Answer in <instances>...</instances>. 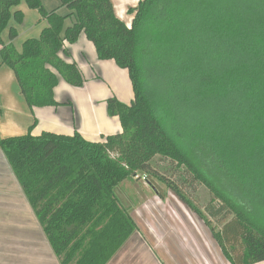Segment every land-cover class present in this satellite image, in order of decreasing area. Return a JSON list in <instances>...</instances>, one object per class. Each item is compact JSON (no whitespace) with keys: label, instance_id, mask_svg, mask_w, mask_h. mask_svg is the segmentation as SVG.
<instances>
[{"label":"trees","instance_id":"1","mask_svg":"<svg viewBox=\"0 0 264 264\" xmlns=\"http://www.w3.org/2000/svg\"><path fill=\"white\" fill-rule=\"evenodd\" d=\"M70 12L46 11L41 0H0V59L15 77L28 107H57L60 80L82 88L75 62H66L83 34L99 61L125 70L133 99L106 100L121 132L102 143L78 132H44L0 140L22 192L59 264H108L136 230L116 188L135 177L163 182L210 229L230 264L264 262V0H141L129 8L130 26L110 0H59ZM21 2L46 26L38 38L13 46ZM74 23L64 29L67 18ZM7 30L8 43L2 40ZM177 99L178 123L172 118ZM188 104L189 110H186ZM66 106H71L68 101ZM181 169L179 184L206 188V212L220 217V232L177 186L159 175V162ZM160 164V165H159ZM174 165V166H173ZM160 197H163L160 194ZM216 205V206H215ZM237 254L233 255L228 250Z\"/></svg>","mask_w":264,"mask_h":264},{"label":"crops","instance_id":"2","mask_svg":"<svg viewBox=\"0 0 264 264\" xmlns=\"http://www.w3.org/2000/svg\"><path fill=\"white\" fill-rule=\"evenodd\" d=\"M116 17L130 26L132 16L127 11L141 0H110ZM46 11L56 10L62 16L70 12L59 0H41ZM23 15L21 25H15L18 37L13 42L21 51L23 42L38 38L46 26L37 11L21 2L14 11ZM74 23L67 18L64 29ZM2 40L8 43L7 30ZM69 51L66 62H75L83 78L82 88H73L60 80L54 90L57 107L30 109L19 93L13 72L1 64L0 59V140L27 134L36 121L32 136L44 132L57 135H72L78 132L86 141L102 143L104 138L121 132L117 118L107 115L106 100L115 97L123 104H130L133 92L128 74L116 66L114 61H99L93 45L83 34L73 45L65 44ZM92 87L91 89H89ZM71 106H66V102ZM0 264H59L49 247L21 187L0 151Z\"/></svg>","mask_w":264,"mask_h":264},{"label":"rangeland","instance_id":"3","mask_svg":"<svg viewBox=\"0 0 264 264\" xmlns=\"http://www.w3.org/2000/svg\"><path fill=\"white\" fill-rule=\"evenodd\" d=\"M182 6L191 14L200 11V15H193L190 19L202 17V3L199 9L198 0L184 1ZM178 102L173 100L172 118L181 123L185 121L179 117ZM186 110H189L188 104ZM185 125L190 128L188 119ZM159 163L163 165L157 168L159 175L174 181L181 189L178 182L181 169L171 173L170 168L165 167L169 165L168 161ZM138 176L122 182L115 190L122 208L134 220L136 230L108 264H230L210 229L168 191L163 182L153 178V184L159 191L156 193L149 185V176ZM182 188L190 201L209 219L213 230L220 232V217L210 218L206 212L211 200L208 190L195 183ZM231 249L228 248L229 251ZM230 252L237 254L236 249Z\"/></svg>","mask_w":264,"mask_h":264}]
</instances>
